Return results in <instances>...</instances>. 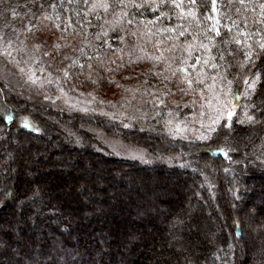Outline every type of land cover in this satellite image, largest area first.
<instances>
[{
	"label": "trees",
	"instance_id": "trees-1",
	"mask_svg": "<svg viewBox=\"0 0 264 264\" xmlns=\"http://www.w3.org/2000/svg\"><path fill=\"white\" fill-rule=\"evenodd\" d=\"M156 14L147 11L140 18L151 19ZM174 22L161 21V26ZM121 35L126 42L112 35L114 51L104 58L121 63L118 58L123 57L125 67L113 78L123 85L122 90L132 89L126 92L139 95L144 72L165 69L163 62L153 67L154 61L147 58L159 52L153 41L161 36ZM163 39L167 47V36ZM87 52L93 55L94 49ZM140 53L143 59L129 65V58L135 61ZM48 71L53 77L58 75L55 68ZM38 75L47 76V72ZM83 81V75H74L64 85L65 91L80 92L90 99L88 93L93 92L97 99L108 100L112 85L94 91V86L82 85ZM17 85L28 89L24 80ZM258 87L264 92V86ZM238 88L234 85V90ZM43 91L58 93L55 83L46 84ZM31 92L35 96L29 99L13 91L10 102L18 109L14 115L38 125L40 134L20 127L18 118L6 126L0 121V264H158L179 237L195 242L197 264H264L261 238L251 231L264 222V204H256L264 203V132L258 127L250 140L241 143L239 152L226 158L215 145L206 147V142L190 146L167 139L162 122L148 115L125 131L109 117L54 108L35 89ZM117 99L121 101L123 95ZM98 130L144 148L150 163L117 156L93 133ZM9 136L23 142L24 150L18 152L16 144L5 143ZM119 170L122 175L115 177ZM91 175L98 179L86 181ZM167 190L169 194L164 193ZM186 203L193 206L185 207ZM249 211L251 221L245 215ZM191 225L204 227L199 236L189 234ZM241 231L249 243L241 242ZM229 244L234 245V252Z\"/></svg>",
	"mask_w": 264,
	"mask_h": 264
},
{
	"label": "snow or ice",
	"instance_id": "snow-or-ice-1",
	"mask_svg": "<svg viewBox=\"0 0 264 264\" xmlns=\"http://www.w3.org/2000/svg\"><path fill=\"white\" fill-rule=\"evenodd\" d=\"M147 11L158 14L154 19H141ZM173 19L175 22L170 26H161V21L171 22ZM121 33L161 36L160 40L153 41L159 55L147 58L154 61L153 67L155 63L163 62L164 71L170 73V76H164L163 72H153L157 77H164L161 83L166 91L162 97L171 93L170 85L184 95L200 88L199 99L203 103L200 105L199 129H193L194 141L206 142V147L215 145L217 152L231 158L230 153L239 152L241 143L250 140L257 127L264 132V92L258 87L264 86V0H226V3L220 0H60L59 4L53 0H0V58L3 63L0 93L4 96L0 101V121L6 126L18 118L20 127L41 133L39 126L27 117L14 115L18 109L10 102V93L15 91L17 96L23 95V92L16 91L10 79L17 73L24 79L29 92L35 89L37 95L42 94L44 99L53 103L67 96L64 85L74 75H83L82 85L91 84L94 91L104 84L122 88L123 85L113 77L125 67L123 57L118 58L121 63L104 58L108 52L114 51L110 42L112 35L121 43L126 42V36ZM164 36L169 42L167 47H163ZM105 48L107 52L102 51ZM87 49H94L93 55H89ZM141 59L143 57H137L135 61L129 58L128 64L138 63ZM42 64L46 67L37 69L36 66ZM208 67L214 70V74L208 73ZM48 68H55L58 75L53 77ZM37 71L47 72V76L38 75ZM176 77L179 79L173 83ZM53 83L60 94L55 100L43 91L46 84ZM148 83V80L143 81L144 85ZM237 84L240 88L234 90ZM71 90H75V86ZM124 91L132 89L125 88ZM88 96L97 101L93 92ZM98 102L104 103L103 100ZM164 103V98L159 99V104ZM80 110L87 112L89 109ZM168 115L173 116V113ZM123 126L131 127L128 123ZM165 127L173 137L188 131L180 123L173 124V120L166 121ZM4 142L16 144L24 150V144L18 138L9 136ZM132 158L150 163L143 152L133 154ZM245 215L251 221V212ZM236 223L234 219V226ZM244 224L241 219L240 225ZM248 226L251 228L250 222ZM251 231L257 232L261 238L259 247L264 252V222ZM200 233L199 225L189 226L190 235L199 236ZM243 236L241 231V242L249 243ZM195 246L194 241L179 237L170 245L169 255L158 264H173V257L175 264H181V259L183 264H197ZM253 246H256L254 242ZM228 248L235 251L232 244Z\"/></svg>",
	"mask_w": 264,
	"mask_h": 264
},
{
	"label": "rangeland",
	"instance_id": "rangeland-1",
	"mask_svg": "<svg viewBox=\"0 0 264 264\" xmlns=\"http://www.w3.org/2000/svg\"><path fill=\"white\" fill-rule=\"evenodd\" d=\"M49 11H51V9H49ZM141 19H145V18H141ZM195 54L198 55L199 53H195ZM143 55L144 54L140 53L137 55V57H143ZM156 55H159V52L157 53L156 51ZM189 62L192 63L193 61H189ZM163 65L165 67L164 63ZM146 68L147 66L143 67V69ZM206 70L208 71L209 74H214V70L211 69V67H208ZM157 71L163 72L164 76H170V73L165 72L164 70L160 71L154 69L149 74L147 73L145 76H144L145 74L144 72V74L142 75L143 79L138 89L140 90L139 95H132L131 92L127 93L126 91L122 90V88H118L116 87L115 84H113L112 86L109 87L110 89H108L107 92L109 98L108 100H103L104 101L103 104L98 102L102 99H97V101L94 102L90 98L81 95L80 92L77 93L73 91L72 93L74 94H71L66 91L67 96L62 97L59 100H55L56 96L60 95L59 93H56L54 95L50 93L49 95L52 96L53 100H55V103H53L50 100H46L44 98H42V101H45L49 105H52L54 108H57L56 106L65 107L69 109L70 112H74L78 115L80 114L88 115L89 113H94L96 116L99 117H105V116L109 117L111 121L120 125L125 131H131L132 124L135 121H137L140 118L145 119V115H148L151 118L155 120L158 119V121L160 120L162 122L160 123L162 124L161 126H164V128L161 129L163 130V133L166 135L167 139L178 140L179 142L186 143L190 146L196 143L199 144L203 143V141H194V132H193V129H199V113L201 111L200 105L201 103H203V101L199 99L200 88L197 87L195 92H189L187 95H184L179 91H177V89L174 86L170 85L171 93L168 94L166 97H162V93L166 91L161 83L164 77L163 76L157 77L153 75V72H157ZM37 74H39L38 71ZM194 74L195 73H193V75ZM136 75L141 76V73L136 72ZM10 79L12 84L15 86V88L18 87L16 88V91L23 92L22 96H24L25 98H28L29 96L31 97L35 96L34 93L33 92L30 93L27 88H23V87L19 88V85H17L18 81L24 80L19 73H17L14 76H11ZM178 79L179 77L174 78L173 83H175ZM144 80H148L149 83L147 85H144L143 84ZM145 89L147 90L146 93H145ZM14 93L16 92L14 91ZM119 95H123V99L121 101H118L117 99ZM130 96H136V97L130 98ZM161 98H164L165 100L164 105L159 104V99ZM154 100L156 101V103H153ZM193 101H195V103H193ZM112 105H115V107H113ZM82 108H88L89 110L87 112H84L80 110ZM101 112L108 113V115H102ZM169 112L173 113V116H169L168 115ZM23 113L25 112L23 111ZM141 119L140 121H142ZM168 120H173V124L176 123L182 124V126L188 128V131L173 137L172 135L169 134V129L165 127V122ZM125 123L130 124L131 127L125 128L123 126ZM96 132L97 133L95 132L93 133L97 135L102 145L108 148L113 153H115L117 156L127 159H134L132 158L133 154H139L143 152L145 154V158L148 160L150 159L148 158L147 151L144 148L134 145L133 143H126L125 141L121 140L119 137L116 138L114 136L112 137L106 135L101 130H98ZM182 136L187 138H181ZM16 151L19 152L20 149ZM73 157L70 160H73L74 159ZM136 160L142 162L139 159ZM122 173L123 172H121L120 170L117 171L115 173V177H120ZM96 178L97 177L91 175L86 177V181L91 179L96 180ZM164 193L169 194V191L167 190ZM256 204H264V203H256ZM192 206L193 204H189V203L185 204V207H192ZM203 228L201 229V231H203ZM194 235L195 234H193L192 236L194 237Z\"/></svg>",
	"mask_w": 264,
	"mask_h": 264
}]
</instances>
